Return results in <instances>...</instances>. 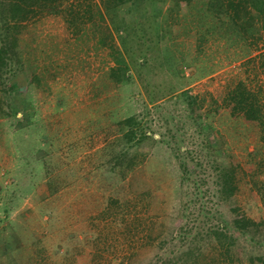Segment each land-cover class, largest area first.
Segmentation results:
<instances>
[{"label":"rangeland","instance_id":"obj_1","mask_svg":"<svg viewBox=\"0 0 264 264\" xmlns=\"http://www.w3.org/2000/svg\"><path fill=\"white\" fill-rule=\"evenodd\" d=\"M164 2L161 14L159 0L126 3V40L106 14L90 39L41 19L24 57L45 82L29 83L20 111L0 118V264H207L221 252L207 234L217 227L232 254L264 253V145L225 101L244 83L264 103V31L216 30L199 1L169 20ZM120 59L121 84L111 71ZM132 116L148 135L141 144L110 132ZM233 158L241 181L225 199L219 176ZM236 205L254 226L235 228Z\"/></svg>","mask_w":264,"mask_h":264},{"label":"trees","instance_id":"obj_2","mask_svg":"<svg viewBox=\"0 0 264 264\" xmlns=\"http://www.w3.org/2000/svg\"><path fill=\"white\" fill-rule=\"evenodd\" d=\"M130 1L133 0H0V118L13 116L15 112L20 111L26 102V89L29 83H37L40 86L43 84L42 81L45 82V78L43 77V79L34 65L24 57L25 54H28L25 50L32 43V39H37L39 36V28L44 24L41 19L45 17L59 18L64 22L66 34L75 37L86 34L90 39L91 36L92 38L97 36L94 33L99 29L97 18L100 19L106 14L112 27L122 29L126 40L131 35V21L134 18L130 12V5L127 9L128 12L124 9L126 3ZM164 1L159 0L158 3V13L160 14ZM197 2L201 4L207 19L216 21V25L214 24L216 30L219 26L230 28L235 25L234 28H237L238 35H249V31H254L252 33L254 39L258 37L255 33L261 32V29L264 31V0H171V4L167 8L169 20L175 19L176 15L181 14ZM100 7L105 10L104 14ZM252 14H255V17ZM258 19L261 20L260 25H257ZM166 25L167 23L158 22L156 26V30L163 33L161 35L163 38L167 35L164 33L167 30ZM172 30H175L174 27ZM259 61V66L264 69V53L259 55ZM128 69L127 63L120 59L117 66L111 70L115 76L114 80L119 84L128 82ZM225 101L229 107L230 116L234 120L242 121L258 130L259 139L264 145V103L259 93L253 88L245 86L244 83H239L231 90ZM17 104L19 106L15 107ZM139 126L135 117H127L114 123L110 132L122 136L127 143L141 144L148 138V135L140 132ZM126 157V153H123L118 159ZM133 160L128 161V169H132ZM235 160L233 158L231 165L223 169L225 171L221 172L219 176V193L225 199L232 198L239 190L238 184L241 181L239 169L242 170V164L238 163V160V162H234ZM258 164L263 167L264 160ZM182 169L184 172L182 178L189 179L188 175L190 174L185 163H182ZM242 174L245 178L251 177L247 171ZM255 174V170H253V177ZM263 185L259 187L263 188L262 194L264 192ZM231 212L234 214V226L239 231H245L256 224L240 206L236 205ZM147 229L151 233L152 229ZM140 232L142 233L141 238L144 239L145 232L143 230ZM207 234L215 236L221 248L219 257L208 260L210 263L207 264H222L226 260L228 262L245 261L247 264H264V253L248 255L244 250H238V253L232 254L231 247L234 244V239L228 235L226 229L217 227ZM98 237L100 238L99 234L95 233L94 239ZM149 238L152 239V236L150 235ZM201 249L199 246L196 248L199 253L202 251Z\"/></svg>","mask_w":264,"mask_h":264}]
</instances>
